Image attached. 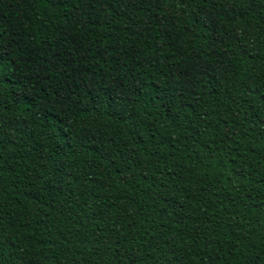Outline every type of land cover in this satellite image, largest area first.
<instances>
[{
    "label": "trees",
    "instance_id": "1",
    "mask_svg": "<svg viewBox=\"0 0 264 264\" xmlns=\"http://www.w3.org/2000/svg\"><path fill=\"white\" fill-rule=\"evenodd\" d=\"M0 264H264V0H0Z\"/></svg>",
    "mask_w": 264,
    "mask_h": 264
}]
</instances>
